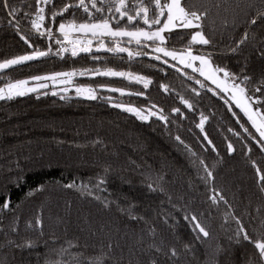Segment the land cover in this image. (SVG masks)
<instances>
[{"label": "trees", "instance_id": "1", "mask_svg": "<svg viewBox=\"0 0 264 264\" xmlns=\"http://www.w3.org/2000/svg\"><path fill=\"white\" fill-rule=\"evenodd\" d=\"M12 2L24 11L29 10L26 5L31 3L32 11L35 10V0ZM63 2L55 0L57 7ZM193 2L211 9L209 18L204 22V30L206 33L213 28L217 30V51L224 50L226 53L215 56L214 61L227 64L234 72L247 64V72L258 74L264 68V57L259 54L264 51V46L259 43L264 38V24L260 21L252 26V31L257 33L254 45L242 47L235 54L227 52V46L239 39L245 26L238 25L237 30L232 32L233 12L224 9L231 5L241 16L247 11L250 19L255 15V10L247 7L251 0H228V4H221L219 10L213 5L220 0ZM236 3L240 4V8H235ZM255 4L260 7V0H255ZM65 17L71 18L68 13ZM10 19L0 8V62L34 50L20 39V35L29 36L34 48L47 50L51 45L54 52L58 49L54 41L32 35L27 21L21 20L18 31L9 23ZM86 19V14L77 10V22ZM225 20L228 21L227 27L223 23ZM48 23L46 20L45 24ZM124 23L121 21L122 26ZM141 26H144L142 21ZM53 27L55 29L56 25ZM187 31L174 30L167 46L181 48L188 42ZM104 42L105 48L99 51L92 49L75 57L69 52L50 54L10 68L0 73V87L8 81L30 79L36 75L75 71L77 75L73 81L80 86L104 84L122 88L126 93L143 91V96L125 94L117 99L140 108H150L155 104L156 109H163L168 119L162 121L151 117L142 121L115 107L113 101L117 99L103 97L108 91L97 93L96 99L70 92L53 95L39 90L0 100V191L9 193L15 207V212L5 213L0 223V228L4 230L0 232V264H46V261L74 264L75 253L98 255L101 240L113 243V264L118 258L121 264H129L130 261L131 264H146L149 259L148 245L153 242V237L148 234L150 227L156 229L157 244L161 240L165 245L175 244L177 239L180 241L177 247L181 249V254L174 261L152 252L160 264H212L210 256L217 243L229 249L227 237L234 236L237 230L232 215L241 219L250 234L264 218V193L259 191L258 177L252 164L255 161L264 171V152L244 132L241 124L257 138L258 133L227 95L209 91L215 86L197 73L176 64L182 69L177 71L169 62L165 64L162 59H154L151 47L141 49L135 42L128 44L127 39H122V47L129 48L133 53L145 51L149 55L129 58L126 52L106 50L115 46L110 38L104 39ZM92 45L99 46L98 40H94ZM199 47L194 46V49ZM96 69L131 72L151 79L152 83L144 89L142 84L123 77L96 75ZM80 72H85V75H80ZM189 76L200 79L205 87L202 88ZM161 85H167L168 91ZM181 97L193 107L189 109L184 105ZM173 108H179L180 112L174 113ZM201 115L207 117L203 131L197 126ZM229 143L233 146L232 152L228 151ZM205 167L212 172L213 178L207 179ZM105 168H110L107 191L97 194L109 200L119 199L121 206H125L123 198L127 197L135 202L136 213L144 217L143 220H130L117 211L115 204L105 209L92 197L63 187L73 180L95 183L97 176L104 174ZM153 181L157 188H164L163 193L148 189L147 184ZM41 185L43 189L35 191ZM213 187L226 197L227 205L223 202L212 204L209 196ZM193 213L210 231L206 240L196 241L191 226L184 220L186 214ZM37 214L42 216L43 226L33 231L27 228L26 222ZM15 216L20 217L18 234L9 232ZM91 231L97 235L91 236ZM76 238L81 245L85 241L95 245L96 250L74 247L66 253L59 252L62 246L68 247L67 240ZM5 239H14L18 243L23 239H32L36 246L20 250L4 246ZM184 243L194 245L191 253L183 252ZM252 251L247 242L240 245L231 243L230 250L219 257V264H245ZM206 252L209 256L205 255Z\"/></svg>", "mask_w": 264, "mask_h": 264}, {"label": "snow or ice", "instance_id": "2", "mask_svg": "<svg viewBox=\"0 0 264 264\" xmlns=\"http://www.w3.org/2000/svg\"><path fill=\"white\" fill-rule=\"evenodd\" d=\"M24 0H21L23 3ZM221 4H228V0H220L219 3H215L213 7L217 10L221 8ZM26 7L28 11H24L21 7L17 6L12 0H0V8L6 11V15L10 17L9 23L17 28L19 31L21 20L27 21L30 24L28 29L32 35L38 38H46L50 41H54L55 45H58V49L54 52L51 45L47 50H40L34 48L30 41L29 36L20 35V39L24 41L29 48L34 50L30 54H24L16 56L15 58L5 59L0 62V70H6L13 66L22 65L28 61H34L41 57H47L50 54L60 55L61 53L71 52L73 57L80 53H89L92 51L93 40H98L99 46L97 51L105 48V37L110 38L114 47H109L106 50L115 53H127L129 58L141 55H149L145 51H136L133 53L129 48L122 47V38L127 37V43L135 44L143 49L146 47L152 48V51L157 53L154 59L161 60L162 57L171 58L172 61L178 62L183 68L191 69L193 73H197L199 77H203L204 81H208L215 88H209V91H213L214 94L227 95L235 104L245 117L250 122L251 127L258 133V138L253 136L247 127L241 124L245 133H248L260 145V150L264 152V68L257 73H249L246 71L247 64L241 67L238 72L232 71L227 64H219L214 61V57L217 55L226 54L224 50L217 51V44L215 43V35L217 30L211 29L209 33L205 32V20L209 18L211 9L204 4L194 3L193 0H64L60 7L56 6L55 0H35V10L32 11L33 5L28 3ZM249 9L255 10V15L250 19L248 13L245 11L243 16L236 12L235 9L226 7L224 11L233 12V19L231 22V30L235 32L238 25H244V31L240 35L239 39L234 40V44L227 46V52L238 53L242 47H246L250 44L254 45L257 41V33L252 31V26L257 25L260 21L264 24V0H260V7H257L255 0L247 5ZM235 8H240V4L236 3ZM48 9V11H46ZM82 11L86 14L87 19L82 22H77L76 12ZM68 13L71 18L65 17ZM97 14H100L99 16ZM59 18V22L57 23ZM48 20V25L45 21ZM121 21H125L124 25H121ZM141 21L144 26H141ZM224 25L228 26V21L225 20ZM115 24V27L113 26ZM53 25H56L55 29ZM182 29L189 30L187 35L189 37L188 42L181 48L175 47L169 49L167 47V41L171 38V33L174 30ZM168 33L169 35H165ZM91 37L89 39L88 37ZM83 37V38H81ZM183 39V36H180ZM150 42V43H149ZM259 43L264 46V38H261ZM194 46H201L195 48ZM206 46V47H205ZM162 54V56L160 55ZM261 57H264V51L259 52ZM94 59H98L94 57ZM163 63L168 64V60L164 59ZM171 67L176 68L177 71H182L176 64H172ZM80 75H85V72H80ZM95 74L99 76H111V77H123L129 81H135L143 85L144 89H147L152 83L151 79H148L142 75H135L131 72L114 71L107 69L101 71L95 70ZM75 71L70 72H55L49 75H36L30 78L31 81L37 82L35 87H28L29 80H16L15 82L8 81L4 87H0V100L12 99L15 96H24L28 92H36L38 89L46 88L47 82L52 81L54 84L59 81L61 84H70L72 77L76 76ZM189 79H195V82L202 88L205 84L198 78L189 76ZM165 91H168L167 85H161ZM111 92H119L121 95H137L143 96V91L128 92L126 93L122 88H109ZM64 91H67L65 88ZM78 95H87L88 99H96L95 90L86 87H76L75 89ZM196 92L195 89H193ZM56 95L55 92L52 93ZM199 95V92H196ZM64 98V97H61ZM181 101L189 109L193 107L188 100L181 97ZM226 103L228 101H225ZM115 107L123 108L124 111L134 114L138 119L147 121L150 117L157 116L162 121H167L168 117L163 114V109L153 111L156 108L155 104H152L150 108H140L136 106H125L122 103H117ZM174 113H179V108H173ZM147 113V114H145ZM235 115V113H233ZM207 117L201 115L200 123L197 125L202 131L204 122ZM231 131V129H230ZM239 135V133H237ZM180 139L179 136L176 137ZM207 139V137H205ZM182 142V141H181ZM211 143V141H209ZM251 151V148L248 149ZM228 151H234L231 143L228 144ZM203 164V161H201ZM255 168L256 175L258 177V188L261 193H264V171L261 170L256 162H252ZM110 168L104 169L103 175H98L95 183L90 180L88 183L73 180L71 183L63 185L67 189H76L80 191L82 195H88L94 200L100 202L105 209H110L115 204L118 212L127 216L130 220L138 221L143 220L144 217L138 216L136 213L137 205L124 197L125 206H121L119 199L109 200L107 197L98 195L99 192L107 191L106 185L108 183L107 175ZM207 172V179L213 178L211 171ZM159 179H163L160 177ZM206 179V182H207ZM19 183V181H17ZM43 185L35 189V191H41ZM150 191L159 190L164 192V188L161 186L157 188L155 182L147 184ZM211 195L209 199L212 204L218 205L220 202L228 204V200L222 194V192L216 188H211ZM171 197H169V200ZM229 207H231L229 205ZM259 211V209L257 210ZM15 207L11 201L10 195L7 191H0V223H2V217L5 213H14ZM230 214V213H229ZM200 215H204L201 213ZM20 217L15 216L12 223L9 226V232L18 234V222ZM232 219L235 221L237 230L233 235L227 237L228 241L236 245H240L242 242H247L253 249L245 260V264H264V218L259 220V224L253 227L251 234L245 228L241 219L232 215ZM184 220L188 221L191 226V231L195 234L194 239L196 241L206 240L210 237V231L199 219L197 214H186ZM146 222V221H145ZM147 223V222H146ZM167 223V220L165 221ZM26 226L33 231L42 229L43 219L40 214H37L34 219L26 222ZM3 228H0V232H3ZM103 231V228H101ZM8 236V233H4ZM43 234L42 231L40 233ZM148 234L153 237V242L148 245L149 259L146 264H160V261L152 256V252L157 255L164 256L169 261H174L181 254V249L177 247L180 243L177 239L175 244L165 245L161 240L160 244L155 242L157 235L155 227L148 229ZM90 235L95 237L97 233L91 231ZM68 247L60 248L61 254L68 252L70 248H84L85 250L91 248L96 250V246L85 241L83 245L79 243V238L75 240L66 241ZM4 246L12 247L20 250L31 249L36 246V242L32 239H23L21 242H17L14 239H5ZM224 248L223 245L217 243L214 252L211 253L212 264H219V257L225 252L230 250ZM100 253L98 255H85V252H78L73 254L74 264H113V250L114 245L109 240L107 243L100 241ZM115 247H119L116 245ZM107 251H104V249ZM194 245L192 243H184L182 250L185 253H191ZM209 256V253H205ZM46 264H52V262L46 261ZM55 264H62L61 261H56ZM114 264H121V260L118 258ZM131 264V261L129 262Z\"/></svg>", "mask_w": 264, "mask_h": 264}, {"label": "rangeland", "instance_id": "3", "mask_svg": "<svg viewBox=\"0 0 264 264\" xmlns=\"http://www.w3.org/2000/svg\"><path fill=\"white\" fill-rule=\"evenodd\" d=\"M115 27V26H114ZM165 35H167V33H165ZM81 38H83V37H81ZM89 39H91V37L89 36L88 37ZM103 39H107V37H105V38H103ZM122 39H128L127 37H125V38H122ZM94 41V40H93ZM91 47H92V49H97V47H95L94 45H91ZM151 47V46H150ZM169 49H171L172 47H169V46H167ZM177 49H179V48H177ZM69 53H71L70 51H69ZM61 54H63V53H61ZM153 55L155 56V55H157V53H153ZM161 56H162V54H160ZM164 59H167L168 60V62L170 63V64H178V62H176V61H172L171 60V58H165V57H162V60H164ZM179 65V64H178ZM179 66H181V67H183L182 65H179ZM191 70V69H190ZM61 72H70V71H61ZM49 74H52V73H48V74H43V75H49ZM73 78L74 77H72V82L70 83V84H61L59 81H57L55 84L52 82V81H48L47 82V87L46 88H42V89H38V91L39 90H46V91H48L49 93H53V92H55L56 94H66L67 92H70L71 94H73V95H76V96H81V97H86L87 98V95L86 94H84V95H78L77 93H76V91H75V89H76V87H85V86H80V85H78V84H76V83H74V81H73ZM200 78H202L203 80H204V78L203 77H200ZM30 82H29V85H28V87H35L36 86V83L37 82H34V81H31L30 79H28ZM206 82H208V81H206ZM210 83V82H209ZM211 84V83H210ZM67 89V91H64V89ZM86 88H92V89H94L95 90V95H97V93H101L102 91L103 92H105V91H108V93L107 94H103V97H109V98H112V99H117L118 97H120V93L119 92H111V91H109L108 89L109 88H115V87H111V86H109V85H104V84H101V85H99V86H96V87H86ZM28 93H31V92H28ZM27 93V94H28ZM113 103L114 104H117V103H122V104H124L125 106H129L130 104H127V103H124V102H122V101H120V99H117V100H115V101H113ZM131 106H133V105H131ZM120 108V107H119ZM122 110H123V108H121ZM153 111H158V109H152ZM132 114V113H131ZM145 114H147V113H145ZM134 115V114H133ZM153 117H157V116H153ZM151 118V117H150ZM158 118V117H157Z\"/></svg>", "mask_w": 264, "mask_h": 264}, {"label": "water", "instance_id": "4", "mask_svg": "<svg viewBox=\"0 0 264 264\" xmlns=\"http://www.w3.org/2000/svg\"><path fill=\"white\" fill-rule=\"evenodd\" d=\"M25 63H27V62H25ZM17 66H19V65H17ZM13 67H15V66H13ZM13 67H11V68H13ZM9 69H10V68H9ZM6 70H8V69H6ZM6 70H0V73L4 72V71H6Z\"/></svg>", "mask_w": 264, "mask_h": 264}]
</instances>
